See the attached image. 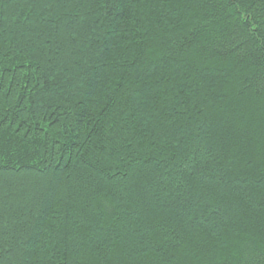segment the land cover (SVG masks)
Masks as SVG:
<instances>
[{
  "label": "trees",
  "instance_id": "obj_1",
  "mask_svg": "<svg viewBox=\"0 0 264 264\" xmlns=\"http://www.w3.org/2000/svg\"><path fill=\"white\" fill-rule=\"evenodd\" d=\"M0 264H264V0H0Z\"/></svg>",
  "mask_w": 264,
  "mask_h": 264
}]
</instances>
